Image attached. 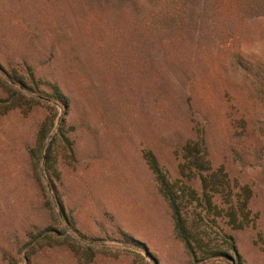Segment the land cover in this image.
<instances>
[{
	"label": "rangeland",
	"instance_id": "rangeland-1",
	"mask_svg": "<svg viewBox=\"0 0 264 264\" xmlns=\"http://www.w3.org/2000/svg\"><path fill=\"white\" fill-rule=\"evenodd\" d=\"M212 4L0 0V79L20 75L33 97L0 107V264H192L142 153L173 179L197 136L233 192L249 190L251 223L232 230L187 200L190 225L226 251L194 264H264V5ZM9 95L0 85V106ZM45 116L52 184L28 157Z\"/></svg>",
	"mask_w": 264,
	"mask_h": 264
},
{
	"label": "trees",
	"instance_id": "trees-1",
	"mask_svg": "<svg viewBox=\"0 0 264 264\" xmlns=\"http://www.w3.org/2000/svg\"><path fill=\"white\" fill-rule=\"evenodd\" d=\"M145 3H154L155 1L162 2V0H144ZM165 1V0H164ZM183 5H189L190 3H201L203 9L206 12L213 11L212 0H180ZM217 2V0H213ZM230 3H246L247 5L257 6L256 14L263 13L264 0H228ZM160 8V7H159ZM164 18H166L165 12L158 10ZM4 74V73H3ZM5 75V74H4ZM7 81L0 79V85L10 92L9 104L0 106L4 110L7 107L14 108L19 107L22 103L20 99L28 97L33 100V97L28 95L29 84L20 75H8ZM50 91L54 94L55 100L60 104L65 105L66 99L59 91L57 86L51 85ZM1 103V101H0ZM53 122L52 116H45L38 124L35 135L34 145L28 150V157L33 167L41 168L44 172L45 178L48 183L52 184L53 179L58 178V174L54 167V156L49 143L45 144L50 125ZM58 135L60 134L59 131ZM57 136V135H54ZM179 161L176 165L177 177L169 179L159 167L157 159L151 151L145 150L142 153V157L150 170L153 180L156 183L157 190L170 213L172 221V228L174 235L178 238L188 257L190 263L194 264L207 260L209 258H216L226 256V251L220 247H211L206 244L198 235V231L190 225L187 217L185 216L187 200H195L201 205L202 209L206 213L212 214L215 218L224 219L225 224L232 230H241L250 225L251 220L249 218V210L247 208L248 198L250 196L249 190L246 186H241L239 189L242 195L233 192V186H230L228 179L223 172L221 166L212 168L207 158L204 142L201 136H197L194 139H188L183 141L178 146ZM196 185V188L193 185ZM217 199L220 206L217 205ZM61 214V206L59 207ZM47 230V229H46ZM49 232V230H48ZM122 240L126 243H130L134 246L145 250L142 242L132 238L129 235L122 233ZM223 236V235H222ZM67 238L74 240L72 237ZM226 244L227 250L236 255L235 245L230 236L224 235L221 238ZM73 251H76L73 247ZM91 259V254L88 255ZM22 264H30L29 257L23 255ZM16 262V261H15ZM233 264H239L238 260L234 258ZM6 264H16L12 260H8Z\"/></svg>",
	"mask_w": 264,
	"mask_h": 264
}]
</instances>
